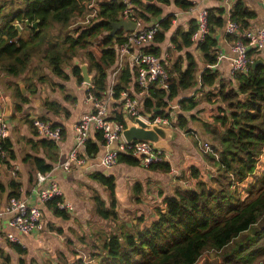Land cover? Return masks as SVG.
<instances>
[{
	"label": "trees",
	"instance_id": "16d2710c",
	"mask_svg": "<svg viewBox=\"0 0 264 264\" xmlns=\"http://www.w3.org/2000/svg\"><path fill=\"white\" fill-rule=\"evenodd\" d=\"M88 1L0 0V76H24L27 93L22 94L16 84L12 89L17 104L28 102L27 95L36 93L37 83L49 82V78L40 72L42 62H46L45 69L50 75L67 80L64 68L80 52H84L87 59L88 73H93L89 90L99 97L108 89L110 75L118 66L115 48L124 41L122 29L114 35L109 33L112 23L119 20L125 7L122 0L101 1L96 17L74 33L68 29L64 35H54L55 39L48 35L53 24L58 25L59 30L67 29L74 16L83 15ZM129 2L135 16L143 22L159 17L163 12L160 5L173 2L182 10L193 5L191 0ZM207 12L208 35L196 47L203 62L212 65L215 63L214 34L225 24V15L222 8L207 9ZM254 17L255 13L241 0L236 1L230 11V19L239 25L240 31L247 29L249 20ZM172 19L173 15H168L156 24L158 29L152 42H163ZM34 22H37L36 28L32 27ZM17 23L21 24V29L16 28ZM195 29V21L190 22L188 30L177 28L170 38L174 49L191 46L190 38ZM228 37L234 40L232 35ZM94 42H98V53L88 50ZM143 50L160 56L157 45H146ZM254 52L250 50L248 55ZM34 55H39L40 59L32 67ZM184 60L186 67L183 69L181 63ZM167 68V88H150V96L144 100L142 112L165 115L168 102L179 96L181 91L196 85L200 89L213 87L206 97L209 107L205 108V120L199 121L200 135L210 142L211 151H201L202 160L208 163L209 169L194 160H186L179 179L188 182L189 186L165 198L164 205L156 207L151 218L139 217L130 227L120 222L114 210V179L94 173L93 179L105 186L111 198L107 207L100 195L94 193V213L114 224V230L93 235L86 259L80 257L71 263L63 258L56 262L49 259L41 263L26 261V251L18 244H12L14 250L23 256L18 264H197L209 254L215 259L204 264H264V169L259 168L264 154V65L251 67L250 64L246 72L233 75L230 81L218 80L217 86V73L208 67L196 78L197 62L189 52L185 53L184 59L179 57ZM71 73L77 81L83 80L78 65L72 66ZM134 76L135 69L124 64L112 85V99H120L121 91H127ZM58 88L64 90L61 85ZM43 105L54 114H68L56 101L46 99ZM178 105L181 112H185L193 109L197 102L192 97H181ZM16 106L20 110L19 105ZM120 106L113 103L110 118L125 125ZM173 127L193 134L188 128L187 117L182 113L177 114ZM95 138L101 141L100 133H96ZM38 144L56 149L55 143L49 139H40ZM1 145L12 157L6 139L0 141ZM97 152L98 144L89 139L85 144V154L92 157ZM30 159L37 172L48 173L52 169V164L44 158L34 156ZM118 162L137 165L138 159L122 153ZM148 168L160 172L170 170L167 162ZM8 188V198L19 197L18 182L11 181ZM3 190L0 184V191ZM59 200L53 198L46 205L56 215L65 217V213L56 206ZM0 257L9 264V257L1 250Z\"/></svg>",
	"mask_w": 264,
	"mask_h": 264
},
{
	"label": "crops",
	"instance_id": "0c3cea01",
	"mask_svg": "<svg viewBox=\"0 0 264 264\" xmlns=\"http://www.w3.org/2000/svg\"><path fill=\"white\" fill-rule=\"evenodd\" d=\"M236 1L238 0H191L193 5L187 10L178 8L173 2L169 5H160L163 12L158 17L159 21L168 15H173L171 27L165 32L163 42L158 44L151 42L150 44L157 45L160 48L159 57L169 65L174 63L179 57L184 59L186 52L191 53L198 66L197 79L200 72L208 67L217 73L216 86L218 85V80L230 81L233 79L230 74V65L233 57L230 51L232 40L225 33V24L214 34L216 39L214 48L215 63L212 65H207L203 62L201 52L193 43L189 47L174 49L170 38L177 28L188 30L190 22H196V8H222L226 16ZM241 1L249 10L255 13V17L249 20L247 28L264 27V0ZM85 11L88 14L86 9ZM146 26L151 25L146 24ZM126 33L123 31V36ZM251 57L264 61V48L251 54ZM123 63L130 65V58L126 57ZM181 64L184 69L186 67L185 60ZM74 65H78L81 69L83 66L87 67L88 64L87 62L79 63L77 58L74 57L71 61V66L64 68L65 73L68 75L67 80H62L48 73L46 76L49 78V82L37 83L36 93L34 95L28 94V102L22 104H17V101L12 96V89L14 84H16L20 90V86L23 87L24 92L21 90L22 94L27 93L23 83L24 76L20 78L0 76V116H3L8 124L9 137L6 142L12 153V157H9L6 150L5 159L0 161V184L3 185L4 189L0 191V209L8 199L10 191L8 185L11 181H16L19 183V198L25 200L28 205L39 208L43 220L42 231L23 234L8 227L6 219H0V235L13 233L16 237V242H10L4 236L0 238V250L9 257V264H18L19 259L23 257L14 250L12 244H18L26 251L24 256L26 261L41 263L49 259L52 262H56L59 258H63L71 263L74 259L81 257L78 249L91 244L93 235L105 234L114 230V224L94 213L92 201L94 193L100 195L107 207H109L111 202L109 192L105 186L93 179L92 175L94 173H101L114 179V210L120 222L130 227L137 222L139 217L151 218L154 214V209L164 205L163 201L165 198L173 196L175 191L186 187L183 184L184 181L179 179L186 160H194L200 165L206 164L202 160L197 146L200 144V151H203L200 141L203 138V141L209 142L206 137L200 135L199 130L200 122L205 120V108L209 107L206 102L207 93L213 87L200 89L199 85H196L193 88L181 91L179 96L168 102L169 110L174 117L176 118L179 113L185 115L188 120V128L193 131V134L197 133L201 138L197 141L193 134L185 133V131L178 128L173 129L175 132L174 136L168 143L171 150L168 151L162 148L166 151L165 162L170 166L168 172L144 168L140 165L139 160L137 165L118 162L113 167L106 168L102 166L99 160L107 149L112 146L106 147L102 145L101 141H97L95 138L97 132L95 131L90 132L89 139L98 144V152L90 157L85 154L84 148L79 153V157L84 159L83 164L77 165L73 163L68 170L64 169L62 163L68 158L74 145L75 124L84 113L91 109V103L87 98L86 92L92 87L93 73H88L91 80L90 84L86 83L84 79L79 82L71 73V68ZM26 76L31 77L29 75ZM117 77L115 81H117ZM110 82L111 79L109 78L108 89L111 87ZM58 85L63 86L64 90H60ZM127 92L131 96L138 92L134 79L128 84ZM181 97H192L197 102V105L190 111L181 112L178 105V100ZM46 99L56 101L62 105L68 114L63 112L54 114L45 108L43 102ZM112 102L116 103L117 101L113 99ZM16 105H19L20 110L17 109ZM33 117H42L51 121L54 125L62 127V138L58 143L55 142L56 149H50L38 144L40 139L45 138L38 136L33 129L31 125ZM34 156L44 158L47 163L52 164V169L48 173H43L46 174V179L43 182L36 180L38 172L30 159V157ZM54 158L55 161H52ZM50 181L57 184L62 191L63 200L72 207L70 212L63 211L66 215L65 217L56 215L46 205L47 202L41 201L38 195L40 190L47 188ZM136 185L137 189H135ZM128 219H130V222L127 223ZM105 229H108V232ZM0 264H5L1 257Z\"/></svg>",
	"mask_w": 264,
	"mask_h": 264
},
{
	"label": "built area",
	"instance_id": "2783aa9c",
	"mask_svg": "<svg viewBox=\"0 0 264 264\" xmlns=\"http://www.w3.org/2000/svg\"><path fill=\"white\" fill-rule=\"evenodd\" d=\"M104 0H89L86 4L88 11L85 24H90L91 19L97 15L98 5ZM205 1V0H200ZM125 7L120 14V18L126 21H132L136 24L132 32H127L124 35V41L116 46L115 50L118 55V66L110 75L111 87L107 89L101 96H95L89 89L86 92L87 98L91 103V109L84 113L76 122L74 131V145L70 150L68 158L62 163V167L68 170L71 164L81 165L84 162L83 157H79V153L85 148V144L89 139L91 131L100 133L101 143L106 147H110L102 155L99 163L106 167H113L118 163V157L124 153L139 160L142 167L148 168L150 165L165 162L166 151L156 147L148 141H134L127 143L122 132L125 125L119 121L111 119L113 111L112 102V85L115 83L116 77L124 65V59L130 58V65L135 69L134 82L138 88V92L131 96L127 91H121L120 99L116 100L122 108L123 114L130 119L140 117L147 123L156 124L162 127L171 128L176 119L173 113L167 106L165 115L143 113V102L150 96V88H167V80L169 78V64L150 53L144 52V47L149 45L157 32V25L146 26L143 21L135 16L134 8L129 0H122ZM196 29L191 35V42L194 45L204 41L208 35V12L204 7L196 8L195 14ZM81 28V27H80ZM73 24L69 26L70 30ZM224 30L227 35H232L234 40L230 45L232 60L230 65V74L246 72L253 59L248 55V51L254 50L258 52L264 48V27L247 28L243 31L239 30V25L230 19V11L225 16ZM74 33V32H73ZM254 52V53H255ZM31 125L36 134L45 139L52 140L58 143L62 138L61 128L55 126L51 121L42 117H33ZM9 137L8 124L3 116H0V141H4ZM194 137L198 140V136ZM200 139V138H199ZM201 142V141H200ZM55 143V144H56ZM203 152L211 151V147L207 142H201ZM6 157L5 149L0 146V161ZM46 179V174L38 172L36 180L43 182ZM187 186L188 182H183ZM41 201L48 202L53 198H59L57 208L64 212L72 210L71 205L62 198V191L53 181L48 183L46 189L40 190L38 193ZM0 219H6V224L14 231L23 234H31L43 230L42 213L36 206L28 205L21 198L9 197L0 209ZM5 237L10 242H16V237L13 233H5L0 235Z\"/></svg>",
	"mask_w": 264,
	"mask_h": 264
},
{
	"label": "water",
	"instance_id": "95a60500",
	"mask_svg": "<svg viewBox=\"0 0 264 264\" xmlns=\"http://www.w3.org/2000/svg\"><path fill=\"white\" fill-rule=\"evenodd\" d=\"M32 27L36 28L37 22H34L32 24ZM135 27L136 24L134 22L126 21L122 18H119L117 22L112 23V29L109 33L111 35H114L115 32L119 29H122L124 32H132ZM16 28L21 29V24L17 23ZM259 64L264 65V61L262 59H256L251 63V67H255ZM81 69L84 81L90 84L91 80L87 72V67L83 66ZM20 88L24 92L23 87L20 86ZM123 115L125 128L122 132V136L127 143H132L134 141H148L156 147L164 148L168 151L171 150L168 143L172 140L174 136L175 132L173 129L162 127L156 124L147 123L140 117L130 119L125 114Z\"/></svg>",
	"mask_w": 264,
	"mask_h": 264
},
{
	"label": "rangeland",
	"instance_id": "374dc122",
	"mask_svg": "<svg viewBox=\"0 0 264 264\" xmlns=\"http://www.w3.org/2000/svg\"><path fill=\"white\" fill-rule=\"evenodd\" d=\"M86 9V8H85ZM87 20V12L86 11H84V13H83V15H76V16H74L72 19H71V22H70V24H73V28L74 29H78V28H80V27H84V26H86V24H85V21ZM157 21H159V18L158 17H153L149 22H144V23H146L147 25H154ZM145 24V25H146ZM68 29L69 28H67V29H65V30H59V28H58V25H56V24H53L52 25V27L50 28V29H48V35H49V37H51V39H55V38H57L56 36H54V35H64V34H66V33H68ZM74 32V30H70V33H73ZM88 50H90V51H94L95 53H98V42H94L91 46H89L88 47ZM75 58H77V61L80 63V62H87V59H86V57L84 56V52H80ZM40 59V56L39 55H34V59L32 60V63H31V66L32 67H34L37 63H36V61H38ZM42 64V66L41 65H39V67H40V72L42 73V74H45V75H48V71L45 69V66H46V62H42L41 63ZM67 66H71V61H69L68 63H67V65H66V67ZM197 136H198V134L197 133H195ZM199 137V136H198ZM200 138V137H199ZM199 138H198V140H199ZM194 142H195V140H193ZM202 143L204 142L203 141V139H202V141H201ZM208 144H209V146H210V143L208 142ZM198 147V151L200 152V153H202L201 151H200V144H199V146H197ZM201 147H202V145H201ZM260 163V170H262V169H264V154H263V156H262V159H261V161L259 162ZM207 165H208V163H207ZM203 166H204V168H206V169H209L207 166H206V164H204L203 163ZM187 186H189V184L187 185ZM186 186V187H187ZM132 219V218H131ZM128 222H130V219H128L127 220V223ZM108 229H105V231L106 232H108L107 231ZM92 242V241H91ZM92 244V243H91ZM91 244H88L86 247H80L79 249H78V251H80L79 253H80V255H81V257H82V259H86V257H87V254H88V251H89V246L91 245ZM214 259H215V257L214 256H212V255H205V256H203L200 260H199V262L197 263V264H204L206 261H214ZM260 263V262H259ZM258 263V264H259Z\"/></svg>",
	"mask_w": 264,
	"mask_h": 264
}]
</instances>
